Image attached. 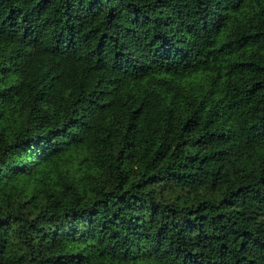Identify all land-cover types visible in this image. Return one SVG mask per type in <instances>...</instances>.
I'll return each mask as SVG.
<instances>
[{
  "label": "trees",
  "instance_id": "16d2710c",
  "mask_svg": "<svg viewBox=\"0 0 264 264\" xmlns=\"http://www.w3.org/2000/svg\"><path fill=\"white\" fill-rule=\"evenodd\" d=\"M0 264H264V0H0Z\"/></svg>",
  "mask_w": 264,
  "mask_h": 264
}]
</instances>
